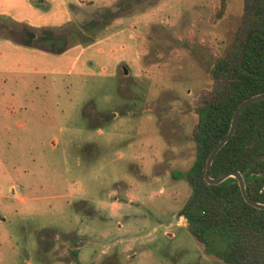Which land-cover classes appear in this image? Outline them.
Segmentation results:
<instances>
[{
    "label": "rangeland",
    "instance_id": "obj_1",
    "mask_svg": "<svg viewBox=\"0 0 264 264\" xmlns=\"http://www.w3.org/2000/svg\"><path fill=\"white\" fill-rule=\"evenodd\" d=\"M94 4L37 32L77 30L61 53L36 47L82 76L0 73V264H227V237L206 247L179 215L191 187L174 173L193 166L195 100L243 0L219 20L221 0Z\"/></svg>",
    "mask_w": 264,
    "mask_h": 264
},
{
    "label": "trees",
    "instance_id": "obj_2",
    "mask_svg": "<svg viewBox=\"0 0 264 264\" xmlns=\"http://www.w3.org/2000/svg\"><path fill=\"white\" fill-rule=\"evenodd\" d=\"M243 2L242 18L232 43L215 59L210 70L212 85L195 100L199 120L192 131L196 145L193 166L186 172H175L174 177L186 178L191 187L179 215L186 218L190 232L201 244L210 247L213 237L223 235L227 243L216 255L227 264H264V209L245 200L237 179L230 177L220 184H209L205 176L208 158L227 135L236 109L244 100L264 92V0ZM226 9L227 0H221L214 19L223 18ZM107 17L104 14L100 20L87 23L81 33L99 27ZM252 30L258 32L252 36L240 64L246 37ZM77 33L73 29L59 36L50 33L36 37L34 31H22L25 44L53 53L63 52L72 43L71 36ZM261 154H264V99L241 112L234 135L214 159L211 175L242 172L248 194L264 203V176L259 175L264 170V159L251 166Z\"/></svg>",
    "mask_w": 264,
    "mask_h": 264
},
{
    "label": "crops",
    "instance_id": "obj_3",
    "mask_svg": "<svg viewBox=\"0 0 264 264\" xmlns=\"http://www.w3.org/2000/svg\"><path fill=\"white\" fill-rule=\"evenodd\" d=\"M95 2L96 0H75L74 6L77 8ZM74 6L68 0H0V19L3 20L0 23V29L3 30L0 31L3 32L0 34V73L30 75L39 72L82 76L68 62L63 64L55 60L51 56L53 54L38 51L35 45H27L9 33L11 25L22 26L25 31H34L37 37V32L43 29L75 22Z\"/></svg>",
    "mask_w": 264,
    "mask_h": 264
},
{
    "label": "water",
    "instance_id": "obj_4",
    "mask_svg": "<svg viewBox=\"0 0 264 264\" xmlns=\"http://www.w3.org/2000/svg\"><path fill=\"white\" fill-rule=\"evenodd\" d=\"M257 32H258V30H252V31H250L248 33V35L246 37V40H245L244 47H243V51H242V55H241V59H240V64H242V62H243V60H244V58L246 56L250 41L252 39V36L255 33H257ZM124 72H125V74H128V69L126 67H124ZM263 99H264V92L263 93H259V94L254 95V96H251L250 98L244 100L239 105V107L236 109V111L234 113V116H233V119H232V123H231V127H230L227 135L222 140H220V142L212 150V152H211V154H210V156L208 158V161H207V168H206V173H205L206 179H207L209 184H220V183L224 182L225 180H227L230 177H233V178L237 179L238 182H239V185L241 187V191H242V194H243L245 200L249 204H251L252 206H255L256 208H259V209H264V203H261V202L255 200V199H253L248 194L247 186H246V180H245V177L242 174V172H240L238 170L237 171H230V172H227V173H225V174H223V175H221L219 177H214V176L211 175V169H212V164L214 162V159L217 156V154L219 153V151L225 146V144L234 135V133L236 131V128H237V125H238V122H239V116H240L241 112L245 108H247L249 105H251L253 103H256V102H259V101H261ZM260 159H264V154L258 155L251 162V166H253ZM259 175L260 176H264V170L262 172H260Z\"/></svg>",
    "mask_w": 264,
    "mask_h": 264
},
{
    "label": "built area",
    "instance_id": "obj_5",
    "mask_svg": "<svg viewBox=\"0 0 264 264\" xmlns=\"http://www.w3.org/2000/svg\"><path fill=\"white\" fill-rule=\"evenodd\" d=\"M262 192H264V187H263V189H262Z\"/></svg>",
    "mask_w": 264,
    "mask_h": 264
}]
</instances>
